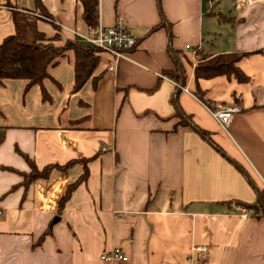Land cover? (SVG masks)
I'll return each mask as SVG.
<instances>
[{
    "label": "crops",
    "instance_id": "obj_1",
    "mask_svg": "<svg viewBox=\"0 0 264 264\" xmlns=\"http://www.w3.org/2000/svg\"><path fill=\"white\" fill-rule=\"evenodd\" d=\"M40 1L52 21L34 0H0V42L57 26L84 43L80 1ZM98 24L136 45L114 70L101 52L95 84L72 91L71 51L43 81L48 100L26 80L0 84V264H264V217L239 204L264 206V0H98ZM237 51L251 53L237 64L246 83L195 80L204 56ZM230 105L224 130L210 111ZM25 156L39 170L75 162L24 186ZM115 247L126 261L101 258Z\"/></svg>",
    "mask_w": 264,
    "mask_h": 264
},
{
    "label": "trees",
    "instance_id": "obj_2",
    "mask_svg": "<svg viewBox=\"0 0 264 264\" xmlns=\"http://www.w3.org/2000/svg\"><path fill=\"white\" fill-rule=\"evenodd\" d=\"M36 9L40 14L52 21L50 15L46 13L44 6L40 0H34ZM82 4L83 19L89 28H94L98 24V0H78ZM160 25L153 27L150 31L157 29ZM56 33L46 38L42 33L36 32L35 39L32 42H26L16 35L12 34L5 37L0 42V84H3L6 79H23L26 80L25 89H29L33 85H39L42 89V99L48 100L49 96L43 88V81L50 77V67L56 65L61 58L66 56L68 51H72L74 57V83L72 91L76 92L80 90L83 85L91 78L93 83L101 77V74L94 76V71L99 64L101 53L100 50L80 42L77 38L63 39L60 35V29L54 26ZM251 53L246 52H232L223 53L213 56H204L203 61L199 62L194 68V78L196 81L199 79H210L219 76H225L226 78H234L239 83H246L249 77L238 67V62L247 57ZM173 80L184 83V76L180 74V68L176 66L175 71L166 72ZM196 96L203 100V91L196 87ZM190 120L185 117L182 124H188ZM200 134L209 141L216 149L219 147L213 142L210 134L207 131L201 130ZM2 135L0 136V141ZM30 165L29 173H22L24 186L37 178L48 177L50 171L54 168L66 169L70 167L75 161L72 160L67 164L60 165H47L43 169L39 170L36 165L25 156ZM86 174H83L73 185H70L66 194L62 198L61 204L69 197L71 190L75 185L85 178ZM263 195V191L260 192ZM241 206L245 208H252L254 215L258 217H264V206L261 198L255 203L240 202ZM46 231L42 236H45ZM40 238V239H41ZM40 241V240H39Z\"/></svg>",
    "mask_w": 264,
    "mask_h": 264
},
{
    "label": "built area",
    "instance_id": "obj_3",
    "mask_svg": "<svg viewBox=\"0 0 264 264\" xmlns=\"http://www.w3.org/2000/svg\"><path fill=\"white\" fill-rule=\"evenodd\" d=\"M213 1L215 0H209L210 6ZM76 36L85 44L111 56V61L108 66L109 70H114L119 59L127 58L126 53L136 45L135 36L121 24H116L111 27H105L101 24H97L96 27L89 28L86 33L77 34ZM240 110V106L230 105L218 107L217 109L211 110L210 113L219 125L224 130H227L232 121L233 115L240 112ZM105 149L106 148H103V150ZM242 215L244 217L247 215L245 209L242 210ZM193 250L200 258L204 259L207 247L204 245H196ZM101 258L106 261L127 260V256L123 254L119 247H115L109 252L104 253Z\"/></svg>",
    "mask_w": 264,
    "mask_h": 264
},
{
    "label": "water",
    "instance_id": "obj_4",
    "mask_svg": "<svg viewBox=\"0 0 264 264\" xmlns=\"http://www.w3.org/2000/svg\"><path fill=\"white\" fill-rule=\"evenodd\" d=\"M182 85V82H180V86ZM181 89V87L178 88V91Z\"/></svg>",
    "mask_w": 264,
    "mask_h": 264
},
{
    "label": "rangeland",
    "instance_id": "obj_5",
    "mask_svg": "<svg viewBox=\"0 0 264 264\" xmlns=\"http://www.w3.org/2000/svg\"><path fill=\"white\" fill-rule=\"evenodd\" d=\"M72 52V51H71Z\"/></svg>",
    "mask_w": 264,
    "mask_h": 264
}]
</instances>
